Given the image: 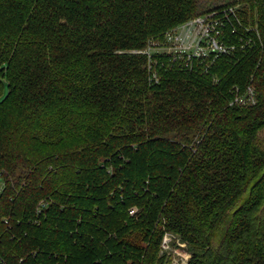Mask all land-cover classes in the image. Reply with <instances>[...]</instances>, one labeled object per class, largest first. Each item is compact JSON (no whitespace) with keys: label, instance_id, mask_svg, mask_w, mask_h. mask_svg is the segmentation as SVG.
<instances>
[{"label":"trees","instance_id":"obj_1","mask_svg":"<svg viewBox=\"0 0 264 264\" xmlns=\"http://www.w3.org/2000/svg\"><path fill=\"white\" fill-rule=\"evenodd\" d=\"M206 1L0 0V264H264V0Z\"/></svg>","mask_w":264,"mask_h":264},{"label":"built area","instance_id":"obj_2","mask_svg":"<svg viewBox=\"0 0 264 264\" xmlns=\"http://www.w3.org/2000/svg\"><path fill=\"white\" fill-rule=\"evenodd\" d=\"M234 9L224 11L228 20L229 14H234ZM224 23L215 18L214 14L202 15L193 18L185 24L173 29L167 34L166 44H150L144 51L136 53L145 54L151 58L154 53H168L175 59L187 61H209L229 53V46L225 43ZM236 104L246 105L255 103L254 89L249 88L246 97L239 96ZM168 239L164 241V249Z\"/></svg>","mask_w":264,"mask_h":264},{"label":"rangeland","instance_id":"obj_3","mask_svg":"<svg viewBox=\"0 0 264 264\" xmlns=\"http://www.w3.org/2000/svg\"><path fill=\"white\" fill-rule=\"evenodd\" d=\"M224 0L221 1H206L204 2V5L206 6L205 9L212 8L213 6H216L217 4H223ZM167 251L172 252V259L175 264H188L191 254L184 251L183 249H176V248H170V242L168 241V245L166 247ZM170 254V253H169Z\"/></svg>","mask_w":264,"mask_h":264}]
</instances>
